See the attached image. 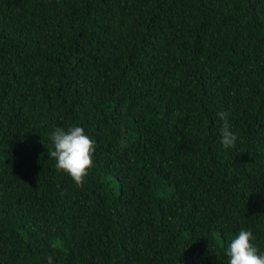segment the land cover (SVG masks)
Returning a JSON list of instances; mask_svg holds the SVG:
<instances>
[{"label":"trees","instance_id":"16d2710c","mask_svg":"<svg viewBox=\"0 0 264 264\" xmlns=\"http://www.w3.org/2000/svg\"><path fill=\"white\" fill-rule=\"evenodd\" d=\"M241 229L264 255V0H0V264H229Z\"/></svg>","mask_w":264,"mask_h":264},{"label":"clouds","instance_id":"9594fccd","mask_svg":"<svg viewBox=\"0 0 264 264\" xmlns=\"http://www.w3.org/2000/svg\"><path fill=\"white\" fill-rule=\"evenodd\" d=\"M228 116L226 111L217 113L223 121L220 134L225 148L234 146L238 138L230 127ZM51 140L54 150L49 151V156L56 160L57 170L67 173L78 186H82L88 171L94 166L95 140L80 126H71L67 130L56 127ZM254 240L251 230L241 229L228 247L229 264H264V255L258 254V248L252 243ZM47 264H53L51 256L47 257Z\"/></svg>","mask_w":264,"mask_h":264}]
</instances>
